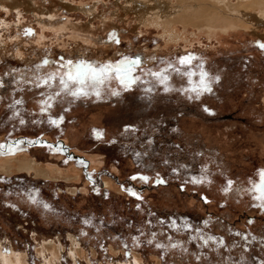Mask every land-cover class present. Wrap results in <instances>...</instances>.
Returning a JSON list of instances; mask_svg holds the SVG:
<instances>
[{
	"label": "rangeland",
	"instance_id": "rangeland-1",
	"mask_svg": "<svg viewBox=\"0 0 264 264\" xmlns=\"http://www.w3.org/2000/svg\"><path fill=\"white\" fill-rule=\"evenodd\" d=\"M147 19L125 0H0V264L264 260V212L245 191L264 169V19L227 32ZM125 57L141 61L129 89L55 95L62 66ZM201 64L220 79L189 99L174 69ZM162 69L167 92L146 74Z\"/></svg>",
	"mask_w": 264,
	"mask_h": 264
},
{
	"label": "snow or ice",
	"instance_id": "snow-or-ice-1",
	"mask_svg": "<svg viewBox=\"0 0 264 264\" xmlns=\"http://www.w3.org/2000/svg\"><path fill=\"white\" fill-rule=\"evenodd\" d=\"M116 43H119L118 40L113 37ZM259 49L261 50L262 54H264V43H258L257 45ZM195 57L189 55L186 57H181L179 59L180 65L183 67H189L191 65V61ZM141 61L136 59H129L125 57L124 59L116 62V63H105L100 66H94L90 63H85L84 61H80L79 63L73 64L71 66H62L65 67L66 70L59 75V84L61 85L60 91H58L55 95L59 96L61 93H67L68 95L80 98L81 96H88L89 92L87 91L88 88L96 89L95 95L99 97L100 92L98 90V85L105 83L106 81H110L112 79L117 80L120 85L123 86L125 90L129 89L133 84H135L140 77L134 75V73L139 68ZM200 71L199 73L187 70L182 71V69H174V71L177 72V74L181 76L187 77V83L189 85L188 88H182L179 89L181 92H187L192 93L194 95H190L189 99H200V97L205 93H211L212 87L211 85L214 82H218L220 77H212L209 75L207 71L204 70L203 65L197 66ZM168 69H162L160 72H148L147 75H152L157 77L159 82L161 84L165 85L164 90L167 92L169 91V88L167 87L166 82L169 80V76L166 75ZM198 75V80L193 81V77ZM56 75L49 76V80L56 79ZM47 83V81H45ZM146 91H151V89H146ZM118 93L113 92V95H117ZM52 97H49L51 99ZM17 104L21 103V101H16ZM46 107H51V104H46ZM205 111H209L207 108H205ZM52 124H56L57 121L52 120L50 121ZM21 124L24 123L23 120L20 121ZM5 148L4 144H0V150H3ZM11 146H9V151L11 152ZM257 180L249 179V185L250 187L245 189V191L252 194V198L254 201H257V203L253 204V207L259 208L261 212H264V169H260L257 171ZM133 179H136V177H133ZM147 177H140V180L147 182ZM159 183H163V181H159ZM197 181L193 180V183ZM232 181H228L229 187L231 186ZM227 191V189H226ZM129 195H137L134 193L131 189L128 190ZM139 199V197L137 196ZM207 202V201H205ZM253 223V221H249V224ZM236 235H242L240 233H236ZM242 238L245 240V251H249V248L247 247V243L249 240V237L247 235H243ZM252 241H256L257 238L255 236L251 237ZM209 241H215L218 243L220 247H223V241L219 240L217 241L214 237H207L203 240L204 245H207ZM262 245L261 251L264 252V240L259 241ZM151 243V241H149ZM239 245H234V247H238ZM157 248H162L163 246L160 244L156 245ZM173 248L177 247V245L173 244ZM199 259V257H197ZM231 259V258H228ZM252 264H264V260L259 259L258 257H251ZM232 264H247V261L241 257L240 260H232Z\"/></svg>",
	"mask_w": 264,
	"mask_h": 264
},
{
	"label": "bare ground",
	"instance_id": "bare-ground-1",
	"mask_svg": "<svg viewBox=\"0 0 264 264\" xmlns=\"http://www.w3.org/2000/svg\"><path fill=\"white\" fill-rule=\"evenodd\" d=\"M137 11L143 20L153 18L160 26L168 25L174 28L176 23L189 25L199 23L205 28L219 27L223 31H228L236 27V24H247L246 21L254 22L264 19V0H125ZM249 8L259 10L257 14L245 13ZM150 20V19H149ZM149 22V21H148ZM153 22V21H151ZM249 25V24H248ZM196 26V25H195ZM239 26V25H237ZM252 26V25H251ZM199 27V26H198ZM201 28V27H200ZM169 29V28H168ZM170 30V29H169ZM168 31V30H166ZM174 34V33H173ZM171 37V36H170ZM30 160L23 158L18 163L19 170H34L37 174L41 173ZM9 168V167H8ZM56 172V170H46ZM62 174L61 171H58ZM108 186V182L104 183Z\"/></svg>",
	"mask_w": 264,
	"mask_h": 264
}]
</instances>
